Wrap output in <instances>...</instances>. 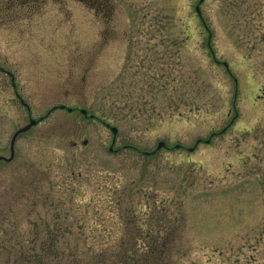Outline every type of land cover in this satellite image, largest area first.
<instances>
[{"label": "rangeland", "instance_id": "1", "mask_svg": "<svg viewBox=\"0 0 264 264\" xmlns=\"http://www.w3.org/2000/svg\"><path fill=\"white\" fill-rule=\"evenodd\" d=\"M90 1L0 0V264H264V0Z\"/></svg>", "mask_w": 264, "mask_h": 264}, {"label": "water", "instance_id": "2", "mask_svg": "<svg viewBox=\"0 0 264 264\" xmlns=\"http://www.w3.org/2000/svg\"><path fill=\"white\" fill-rule=\"evenodd\" d=\"M202 1H203V0H199V3L196 5L197 13L200 15L201 18H202V14H201V10H200V4H201ZM225 64H226V66H228L227 63H225ZM58 107H60V108H66V109H68L69 111L72 110V108L67 107L66 105L54 106L53 109H56V108H58ZM80 111H81L85 116H88V114H87V110H86V109H81ZM90 116H91V117H94L93 114H91ZM42 119H44V117H41L39 120H36V119H34V118L31 117V118L29 119V123H28V124H26L25 126L19 128V129H17L16 132L13 134L12 139H11V144H10L11 154H10V156H9V157H6V156H0V160H6V161H10V160H12L13 157H14V153H15V141H16L18 135L21 134V133H23V132H25V131H27V130H29L33 125H35L38 121H40V120H42ZM106 125H107L108 127L111 128V130H112V132H113L114 135L117 134V130H118V129H117L116 126H111L109 123H106ZM223 130H225V128H224ZM210 140H211V138L206 139L205 141L208 143V142H210ZM200 141H201V139L197 140V143L200 142ZM85 142H86V141H85ZM165 146H166V143H165L164 141H160L159 144H158V146H157V149L160 148V147H165ZM176 147H180V144H177ZM111 149H112V148H111ZM189 149H190V150H193L194 147H191V148H189ZM144 153H146V154H152L153 151H151V152H144Z\"/></svg>", "mask_w": 264, "mask_h": 264}, {"label": "trees", "instance_id": "3", "mask_svg": "<svg viewBox=\"0 0 264 264\" xmlns=\"http://www.w3.org/2000/svg\"><path fill=\"white\" fill-rule=\"evenodd\" d=\"M81 1H83L90 7L94 6L90 0H81ZM136 249H138V247H136ZM153 250L154 248L152 249V251ZM124 253H125V250L122 248V252L117 254L116 258L114 259L115 264H143V258L138 257L136 251H134L131 257L128 255H125ZM108 261H111V259L103 257L102 259H99V260L97 259L95 262H93V264H108L109 263Z\"/></svg>", "mask_w": 264, "mask_h": 264}]
</instances>
